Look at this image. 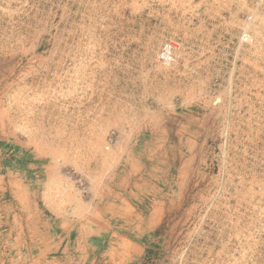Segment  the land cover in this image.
Returning <instances> with one entry per match:
<instances>
[{"label": "rangeland", "instance_id": "rangeland-1", "mask_svg": "<svg viewBox=\"0 0 264 264\" xmlns=\"http://www.w3.org/2000/svg\"><path fill=\"white\" fill-rule=\"evenodd\" d=\"M0 264H264V0H0Z\"/></svg>", "mask_w": 264, "mask_h": 264}, {"label": "built area", "instance_id": "built-area-1", "mask_svg": "<svg viewBox=\"0 0 264 264\" xmlns=\"http://www.w3.org/2000/svg\"><path fill=\"white\" fill-rule=\"evenodd\" d=\"M175 48L172 43H167L163 46L159 53V60L164 64H171L175 57Z\"/></svg>", "mask_w": 264, "mask_h": 264}]
</instances>
